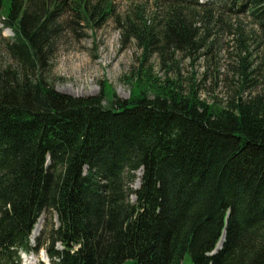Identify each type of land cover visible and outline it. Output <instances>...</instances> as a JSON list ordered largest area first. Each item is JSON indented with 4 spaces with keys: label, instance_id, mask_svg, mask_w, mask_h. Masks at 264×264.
Returning a JSON list of instances; mask_svg holds the SVG:
<instances>
[{
    "label": "trees",
    "instance_id": "1",
    "mask_svg": "<svg viewBox=\"0 0 264 264\" xmlns=\"http://www.w3.org/2000/svg\"><path fill=\"white\" fill-rule=\"evenodd\" d=\"M151 1L122 15L112 0H0L14 61L0 65V264L39 252L43 213L58 222L51 264H264V88L244 98L247 72L225 105L141 67L128 100L107 81L73 97L44 77L60 24L95 33L114 22L143 66L150 53L205 47L242 16L264 36V0ZM255 71L264 83V56Z\"/></svg>",
    "mask_w": 264,
    "mask_h": 264
},
{
    "label": "rangeland",
    "instance_id": "2",
    "mask_svg": "<svg viewBox=\"0 0 264 264\" xmlns=\"http://www.w3.org/2000/svg\"><path fill=\"white\" fill-rule=\"evenodd\" d=\"M112 1L116 4L118 13L122 15L133 11L137 6L149 7L152 2ZM206 1L208 0H200ZM235 24H239V27L215 30L213 37L203 48L171 51L165 60L150 53L144 66L141 46L135 40L123 43L121 31L114 22L110 21L95 33L81 26L60 24L61 35L56 46L57 54L54 60L48 63L44 77L58 91L73 97L99 96L103 91L104 82L107 81L119 98L128 100L133 91L132 73L141 67L148 71L152 79L181 85L186 94L195 86L201 100L209 104L216 102L225 105L238 96L240 86L244 82L243 72H247L252 80L246 84L242 94L244 98L260 94L264 88L261 75L255 71L264 56V36L247 16L240 17L239 22ZM1 29L0 65L14 64L5 54L7 40L13 33L2 26ZM142 174V171L137 172V181L131 186L133 189L140 188ZM133 200L135 196L132 197ZM40 218L41 223L37 221L40 225L38 233L34 235L37 223L32 232V245L37 247L39 252L20 254V264H51L44 248L49 246L51 222L55 227L58 222L55 217L51 219L48 213H43ZM180 264L194 263L187 255Z\"/></svg>",
    "mask_w": 264,
    "mask_h": 264
},
{
    "label": "water",
    "instance_id": "3",
    "mask_svg": "<svg viewBox=\"0 0 264 264\" xmlns=\"http://www.w3.org/2000/svg\"><path fill=\"white\" fill-rule=\"evenodd\" d=\"M140 185V183H139ZM140 187V186H139ZM224 239H225V233H223V237L221 238L220 242L218 243L217 247L215 248V250L210 254L211 256L212 255H215L217 254L221 249H222V245L224 243Z\"/></svg>",
    "mask_w": 264,
    "mask_h": 264
},
{
    "label": "bare ground",
    "instance_id": "4",
    "mask_svg": "<svg viewBox=\"0 0 264 264\" xmlns=\"http://www.w3.org/2000/svg\"><path fill=\"white\" fill-rule=\"evenodd\" d=\"M141 175V174H140ZM136 187H138L137 185H136ZM41 221V218L38 220V222H40ZM41 223V222H40ZM39 227H40V225H39V223H37V225H36V228L34 229V235H36L37 233H38V231H39ZM33 236V235H32Z\"/></svg>",
    "mask_w": 264,
    "mask_h": 264
}]
</instances>
